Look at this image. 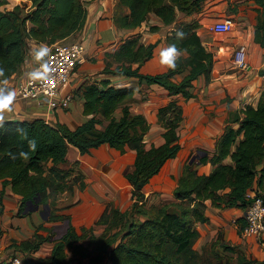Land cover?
I'll return each mask as SVG.
<instances>
[{"label": "trees", "instance_id": "obj_1", "mask_svg": "<svg viewBox=\"0 0 264 264\" xmlns=\"http://www.w3.org/2000/svg\"><path fill=\"white\" fill-rule=\"evenodd\" d=\"M88 1L32 0L31 7L27 8L22 0H0V69L3 70L0 81L4 83L21 69L29 39L51 44L82 29L88 18ZM257 2L254 38L264 46V0ZM119 3L128 5L129 11L115 13V22L133 28L141 25L151 11L166 23L172 22L178 10L190 13L200 8L202 0H119ZM199 25L196 19L182 20L167 35L169 45L175 44L186 52H181L174 69L142 71L141 64L153 55L156 42H141L140 35L133 34L113 51H106L103 72L134 75L149 83H160L170 94L190 97L194 95L191 87L199 75L204 74L207 80L213 77L215 53L203 43L197 30ZM158 26L157 23L150 25L152 29ZM177 31L185 34L182 40L177 39ZM183 72L181 78H175L176 73ZM260 73L264 74V67ZM80 88L87 118L76 127L63 121L53 124L44 117L10 118L0 122V178L4 186L11 183L22 195L19 214L25 213L29 200L49 202L52 207L60 192L74 188L75 175L70 179L73 167L58 165L67 159L70 143L82 153L104 142L120 151H125L127 145L136 149L134 167L126 173L132 184L131 205L123 209L112 201L107 202L96 220L105 225L100 233L95 232L93 225L83 226L79 232L70 222L61 236L54 237L48 257L51 263L99 264L109 257L112 264H220L216 253L207 254L194 247L199 234L197 221L209 219L205 210L207 198L216 205H247L246 192L250 187L256 183L264 191V89L256 104L246 103L232 119H227L213 155L206 152L199 161H191L192 154L188 157L173 189L176 199L150 204L145 185L182 146L181 103L173 97L159 106L164 140L148 144L145 135L151 122L144 112L131 108L134 86L117 85L109 77H103L84 81ZM231 120L238 121V126ZM18 128L27 130V138L21 136ZM30 139L37 142L35 151L29 149ZM21 152H26L27 158ZM228 155L232 160L224 162ZM207 160L215 164L214 168L201 171L197 163ZM78 175L83 176L81 172ZM80 185H86L84 178ZM227 187V192H220ZM66 218L70 214L51 208L49 217L37 226L34 237L21 241V245L38 247L56 233L55 222ZM84 237L88 238L87 242L82 240ZM68 248L87 260L72 263ZM256 262L264 264V260L256 261L240 254V264Z\"/></svg>", "mask_w": 264, "mask_h": 264}, {"label": "crops", "instance_id": "obj_2", "mask_svg": "<svg viewBox=\"0 0 264 264\" xmlns=\"http://www.w3.org/2000/svg\"><path fill=\"white\" fill-rule=\"evenodd\" d=\"M257 6V0H202L200 8L190 13L178 10L177 18L172 22L166 23L159 14L151 11L141 25L131 28L119 26L114 20L115 13L129 11L128 5L120 4L119 0H89L87 2L89 13L85 26L69 37L83 40L86 43V58L77 65L69 81L61 86V94L72 91L71 102L65 106L52 107L44 96L41 99L16 96V84L27 77L43 54L40 49L43 43L29 39V47L21 69L7 78L4 83L0 81V88L14 93L11 103L7 104L3 111V117L4 119L44 117L53 124L63 121L71 127H76L87 118L83 112L85 98L80 88L82 83L109 77L112 83L117 85L135 87L134 96L130 101L131 108L134 111L144 112L150 121H156L153 125L151 123L145 140L148 144L152 143L147 135L153 134L159 126L160 134L157 136L159 140L156 141L159 143L164 140L162 135L164 128L158 122V108L175 97L183 107V119L179 126L181 149L176 156L165 162L159 172L153 175L144 187L146 193L150 185V189L157 187L163 190V193L162 197L158 195L155 198H159L161 202L172 201L176 199L173 189L178 183L188 157L199 148L205 150L210 156L213 155L217 151V139L225 129L227 119H232L236 111L244 107L246 103L256 104L264 89V74L260 73V68L264 67V46L254 38ZM226 17H231L235 21V27L232 30L218 33L209 26L215 20ZM194 19L200 22L197 30L203 43L215 53L213 77L207 80L204 74L199 75L191 87L194 95L186 97L182 93L170 94L168 89L158 82L149 83L134 75L103 72L106 64V51H113L126 37L133 34H139L141 42H156L153 55L141 64L140 69L145 72L167 69L168 67L160 63V51L169 46L167 35L180 21ZM153 23L159 26L152 29L150 25ZM241 43L247 50L248 68L238 67L234 63V50L232 49ZM181 52L186 54L185 51ZM136 64L135 62L134 65ZM183 74L184 72L176 73L175 78L179 79ZM231 121L234 126H238V121ZM102 146H110L120 153H130L132 165L124 170L121 182L111 176L107 182L104 177H100L99 168L96 174L92 166L88 164L90 161L86 156ZM235 146L236 144L233 145ZM135 157L136 149L130 145H127L125 151H120L104 142L92 147L91 151L82 153L75 144L70 143L67 159L58 162V165L66 168L73 167L70 179L75 175L76 180L72 190L66 189L58 194L57 211L70 214V222L79 232L83 231V226L90 225L94 226L96 233L102 232L105 225L96 220L106 203L112 201L113 198L118 200L119 193L125 194L127 200L129 197L128 206L133 201L132 184L126 173L134 167ZM231 160V155H228L223 161L230 162ZM83 163H85L84 166ZM77 165L83 167L84 171H79L83 176L78 175L77 177ZM197 166L201 171L209 172L215 164L207 160L198 162ZM163 177L166 182L157 181L158 178ZM82 178L86 181L83 187L80 185ZM256 185L255 183L253 187L259 188ZM228 190V187L222 188L220 192L225 193ZM69 197L70 200H68ZM21 198L22 195L13 189L11 183L4 186L0 178L2 254L5 256L19 254L26 264H52L48 257L55 243L54 235L40 242L36 248L21 245V241L33 238L37 226L46 220L40 209L28 210L24 211V214H19ZM205 210L209 219L197 221L199 234L193 244L195 248L207 254L216 253V261L220 264H240L241 253L256 261L264 260V231L261 234H248L243 230L246 224L244 217L246 205H216L211 198H207ZM76 220H80L79 224L75 223ZM85 238L88 239L84 237L82 240L84 241ZM225 243L230 246H225ZM46 258L47 262H44ZM104 260L99 264L106 262L112 264L109 257Z\"/></svg>", "mask_w": 264, "mask_h": 264}, {"label": "built area", "instance_id": "obj_3", "mask_svg": "<svg viewBox=\"0 0 264 264\" xmlns=\"http://www.w3.org/2000/svg\"><path fill=\"white\" fill-rule=\"evenodd\" d=\"M218 33H225L235 27L231 17L215 20L209 25ZM56 43L53 48L44 50L30 73L16 84V96L24 98H47L50 106L68 105L73 99L72 91L61 94V86L69 81L79 63L86 58V43L83 40L71 39ZM53 43V44H54ZM234 63L241 68H248L249 61L244 44H239L234 51ZM248 203L244 217V232L261 234L264 231V191L250 187L246 192ZM0 264H26L19 254L3 255L0 240Z\"/></svg>", "mask_w": 264, "mask_h": 264}, {"label": "rangeland", "instance_id": "obj_4", "mask_svg": "<svg viewBox=\"0 0 264 264\" xmlns=\"http://www.w3.org/2000/svg\"><path fill=\"white\" fill-rule=\"evenodd\" d=\"M13 1H17V0H13ZM22 1H25L27 3V8H30L31 7L32 0H22ZM27 8H26V10H27ZM77 32H75V33H77ZM70 36L66 37L63 40H60L59 43L66 42L68 40H71L69 38ZM42 43L43 44L40 47V49L42 51H44L45 49L48 51V48L49 49L50 48H53L55 46V44H56V43L49 44L47 42H42ZM235 49H236V46L233 47L232 50L235 51ZM234 51H233V56H234ZM150 122L153 125V123H155L156 121H150ZM158 122L164 128V126H163L162 122L160 121V119H158ZM159 128L160 127L158 126V128L154 130L153 134L152 133H149L147 135V137H148V139H149L150 142H156V141L159 140L158 137H157L160 134ZM195 152H197V151H195ZM86 157L89 158V161L90 162L88 164H90L92 166V168H93L92 170L97 174V168H99L100 177H104L107 182L110 180L111 177L113 179L118 180V182H121V179L123 178L124 170L125 169H129L131 167V165H132V159H131V155H130L129 152L120 153V152L115 151L114 149H112L110 146H102L99 149L94 150L93 152H91L90 154H88ZM84 165H85V163H83V166ZM76 168L78 169V170L76 169V171H78L76 173H79V171H81V170L84 171L83 167H81L80 165H77ZM111 170H113V172H111ZM90 176H91V173H90ZM157 181L166 182V180H165L164 177L163 178H158ZM152 185H153V183H152ZM150 187H151V185H150ZM150 187L148 189V193H149V198H150L151 203H150V201H149V203L150 204H152V203L153 204H155V203L156 204L163 203V201L161 202V200H158L159 198H155L158 195H160L162 197L161 194L163 193V190H160L159 188L154 187V186H153L154 188H151L150 189ZM158 189H159V191H158ZM117 197H118V200H116L115 198L112 199V203L113 204L118 205L121 208H126L125 206L127 204L129 205V201H130L129 200V197H128V200H127V197L125 196V194L123 195V194H120L119 193L117 195ZM110 199H108V201ZM68 200H70V197H69ZM154 201H157V202H154ZM55 203H56V201L54 202V204H52V207L51 208H54L55 210H57V208H58L57 207V203L56 204ZM79 221L80 220H76L75 223L76 224H79ZM63 222H64V219H59L57 222H55V225L56 224H59V223H63ZM64 230H65V226L64 225H59L58 228H56V233L54 234V237L56 238V237L61 236L62 233L64 232ZM84 241L87 242V239L85 238ZM68 252H69L70 261L72 263H75L78 260L79 261H82V262H85L87 260L86 257H81L79 255V253H77V254L74 253L73 250H72V248H68ZM44 262H47V258L44 259ZM105 264H107V262Z\"/></svg>", "mask_w": 264, "mask_h": 264}, {"label": "clouds", "instance_id": "obj_5", "mask_svg": "<svg viewBox=\"0 0 264 264\" xmlns=\"http://www.w3.org/2000/svg\"><path fill=\"white\" fill-rule=\"evenodd\" d=\"M184 36H185V34L182 31L176 32L177 39L182 40L184 38ZM181 54L182 53H181L180 49H178V47L175 44H171L168 47H166L160 51V63L163 66L174 69L176 67V61L179 59ZM2 74H3V70L0 69V75H2ZM13 97H14L13 92L6 91L5 89L0 88V104L3 105V106H0V122H2L4 119L3 111H4L5 107L7 106V104L11 103V100L13 99ZM17 131L21 134V136L27 138V136H28L27 130H25L23 128H18ZM28 143H29V149L32 151H35L36 147H37L36 140L30 139L28 141ZM20 155L24 158H27L28 154L26 152H21Z\"/></svg>", "mask_w": 264, "mask_h": 264}, {"label": "water", "instance_id": "obj_6", "mask_svg": "<svg viewBox=\"0 0 264 264\" xmlns=\"http://www.w3.org/2000/svg\"><path fill=\"white\" fill-rule=\"evenodd\" d=\"M204 153H206V151L199 148L197 150V152H195L191 155L190 160L191 161H199L200 156L203 155ZM28 202H29V204L25 208V211L33 210V209H40L41 213L45 219H47L49 217V215L51 213V205L49 202L33 203L32 200H29ZM69 224H70V218H66L63 223L56 224L55 228H58L59 225H64L65 230H66L67 227L69 226Z\"/></svg>", "mask_w": 264, "mask_h": 264}, {"label": "snow or ice", "instance_id": "obj_7", "mask_svg": "<svg viewBox=\"0 0 264 264\" xmlns=\"http://www.w3.org/2000/svg\"><path fill=\"white\" fill-rule=\"evenodd\" d=\"M0 106H3L2 104H0Z\"/></svg>", "mask_w": 264, "mask_h": 264}]
</instances>
